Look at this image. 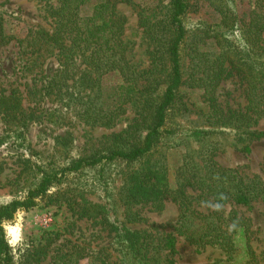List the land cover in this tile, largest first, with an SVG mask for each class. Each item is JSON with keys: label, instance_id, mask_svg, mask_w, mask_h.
Wrapping results in <instances>:
<instances>
[{"label": "trees", "instance_id": "1", "mask_svg": "<svg viewBox=\"0 0 264 264\" xmlns=\"http://www.w3.org/2000/svg\"><path fill=\"white\" fill-rule=\"evenodd\" d=\"M38 1L45 6L51 29H30L26 36L16 40L23 73L33 82L28 87V97L34 107L23 106V92L18 88L0 94V117L9 138L25 143L29 125L38 121L62 126L68 125L71 118L86 128L105 130L122 122L127 124L100 138L89 137L83 146L84 153L78 157L69 155L74 141L71 133L55 138L58 155L53 158L60 165L50 162V168L40 171L42 175L25 198L0 205V264H15L3 222L11 221L18 211L34 208L50 188L61 185L70 174L113 164L123 165L115 204L124 207L126 221L140 219L131 211L133 206L150 204L161 210L168 200L180 212L174 232H160L156 227L132 229L125 222L111 220L106 205L90 202L80 190L65 191L61 201L71 216L90 220L113 234L115 260L106 248L92 250L73 242H68L64 249L52 248L54 239L48 238L25 248L19 264H40L51 249L54 253L48 264H81L84 259L86 264H176L173 254L177 236L196 247L216 246L230 258L237 250L238 233L244 236L246 254L253 263L250 219L240 214L238 208L264 202V181L257 175L247 176L238 169L222 167L214 156L219 129H232L238 140L244 141L256 135L249 131L264 118V0H257L246 20L233 17L239 28L234 29L232 23L226 32L214 30L211 36L205 33L201 37L216 41L218 51L190 52L195 62L188 82L183 79L182 64L186 40L183 17L188 0H169L161 18L153 16L154 11L146 15L133 0ZM125 2L137 5L138 26L142 28L140 45L144 46L146 63L135 60V43L123 38L126 19L116 6ZM2 4L0 0V7ZM227 20L225 12L220 11V21ZM12 40L0 9V48ZM49 61H55L57 68L46 75ZM233 74L243 86L245 104L226 111L217 102L216 90ZM185 84L202 92L207 108L201 112L198 125L189 128H182L173 119L176 112L187 111L186 104L181 103V88ZM43 99L50 100L55 107H35ZM129 110L134 113L131 119H127ZM260 136L264 133L257 135ZM177 138L198 142L202 151L197 155L186 153L171 182L161 148ZM245 149L248 151V146ZM217 174L219 180L214 179ZM219 193L228 197L222 201L224 211L199 209L201 201L215 199ZM237 218L238 230L229 233L228 224Z\"/></svg>", "mask_w": 264, "mask_h": 264}, {"label": "rangeland", "instance_id": "2", "mask_svg": "<svg viewBox=\"0 0 264 264\" xmlns=\"http://www.w3.org/2000/svg\"><path fill=\"white\" fill-rule=\"evenodd\" d=\"M133 2L139 4V8L145 11L146 15L154 11L152 15L161 18L169 0H133ZM1 3L3 4L0 9L4 12L6 29L13 40L0 48V94H8L12 89L18 88L23 92V106L33 108L34 103L28 97V87L33 82L30 76L23 73V61L16 40L26 36L30 29L50 30L51 20L45 11L44 4L38 0H1ZM256 3L257 0H188V10L183 17L186 30L182 60L185 67L183 77L185 81L188 82L191 65L195 62L192 60L193 53H190L192 50L218 51L216 41L209 37L201 40V37L205 33L211 36L214 30L226 32L231 29L228 24L232 23L236 29L239 25L233 17L237 16L239 19L242 18L241 20H246L247 14ZM116 7L117 12L126 19L123 38L135 43V60L140 59L146 63L147 59L143 56L144 46L140 45L142 28L138 26L140 17H138L137 5L125 2L118 3ZM87 10L85 8L86 12ZM220 11H224L228 16L225 23L220 21ZM235 35L237 31L233 32V36ZM56 68V62L49 61L45 67L46 75L51 74ZM190 85L185 84L181 88V103L186 104L187 111L182 109L176 112L173 118L182 128L198 125L196 123L201 112L207 109L201 96L202 92L191 89ZM216 97L218 104L226 111L242 108L245 104L243 86L234 74L221 82L216 90ZM35 107L51 110L55 105L50 100L43 99ZM133 116L134 113L129 110L127 119ZM126 124L127 122H122L112 130H105L86 128L71 118L68 125L62 126L38 121L29 125L26 142L19 143L9 138V132L0 117V205L14 199L25 198L28 190L42 175L41 170H48L52 161L53 165H60V161L53 158L58 155L55 154L54 148L56 137L64 136L67 132L71 133L74 141L69 155L78 157L84 153L83 146L89 137L100 138L104 134L121 130ZM249 132H255L256 135L240 141L232 129H219L215 135L217 151L214 159L222 167L238 169L247 176L257 175L264 181V136L257 137L258 134L264 133V118L259 120ZM245 146H248V151ZM161 151L164 152L165 165L169 178L173 182L176 169L180 166L185 154L197 155L202 148L194 140L183 141L177 138L165 142ZM122 167L123 165L120 164L98 166L70 174L61 185L50 188L47 195L38 200L34 208L18 211L11 221L3 222L1 226L15 264H19L20 255L25 248L35 246L48 238L54 239L52 248L64 249L68 242L86 245L92 250L106 248L115 260L111 247L113 234L90 220H78L71 216V213L65 209V203L61 201L62 193L65 191L80 190L90 202L106 205L111 220L125 222L132 229L151 230L156 227L160 232L173 233L174 227L179 222L180 212L177 206L168 200L165 201L161 210H155L150 204L135 205L131 211L137 213L140 219L130 223L126 221L124 207L115 204L117 190L121 184L118 175L121 174ZM199 209L204 210V207L200 206ZM238 210L240 214L250 219L249 245L255 257L253 263L249 261L246 254L245 238L238 233L237 250L230 258L216 246L196 247L185 241L182 236H177L173 254L176 264H264V202L256 201L250 208L239 207ZM55 235H57L56 238ZM53 253L54 249H51L47 259L40 264H48ZM81 264H86V259Z\"/></svg>", "mask_w": 264, "mask_h": 264}, {"label": "clouds", "instance_id": "3", "mask_svg": "<svg viewBox=\"0 0 264 264\" xmlns=\"http://www.w3.org/2000/svg\"><path fill=\"white\" fill-rule=\"evenodd\" d=\"M214 179L219 180L220 179L219 175L217 174L216 176H214ZM227 199L228 197L226 194L219 193L217 198L203 200L200 202V205L201 207L208 208L215 212H222L225 209V205L222 203V201H225ZM238 228H239V219L237 218L233 220L230 224H228L227 231L229 233H232L234 231H237Z\"/></svg>", "mask_w": 264, "mask_h": 264}]
</instances>
